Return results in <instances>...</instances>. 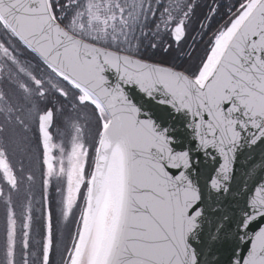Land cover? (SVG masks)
<instances>
[{"label":"snow or ice","instance_id":"snow-or-ice-1","mask_svg":"<svg viewBox=\"0 0 264 264\" xmlns=\"http://www.w3.org/2000/svg\"><path fill=\"white\" fill-rule=\"evenodd\" d=\"M0 264H264V0H0Z\"/></svg>","mask_w":264,"mask_h":264}]
</instances>
